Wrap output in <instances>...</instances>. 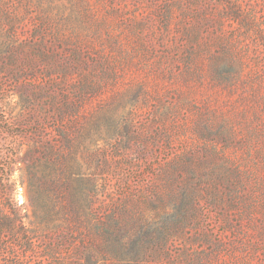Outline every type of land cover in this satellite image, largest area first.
I'll list each match as a JSON object with an SVG mask.
<instances>
[{
  "label": "rangeland",
  "instance_id": "rangeland-1",
  "mask_svg": "<svg viewBox=\"0 0 264 264\" xmlns=\"http://www.w3.org/2000/svg\"><path fill=\"white\" fill-rule=\"evenodd\" d=\"M0 264H264V0H0Z\"/></svg>",
  "mask_w": 264,
  "mask_h": 264
},
{
  "label": "trees",
  "instance_id": "trees-1",
  "mask_svg": "<svg viewBox=\"0 0 264 264\" xmlns=\"http://www.w3.org/2000/svg\"><path fill=\"white\" fill-rule=\"evenodd\" d=\"M122 247V246H121Z\"/></svg>",
  "mask_w": 264,
  "mask_h": 264
}]
</instances>
